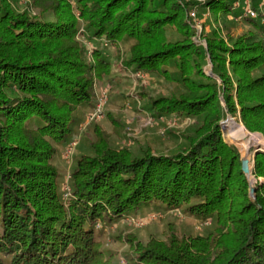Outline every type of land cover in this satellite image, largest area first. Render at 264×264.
I'll list each match as a JSON object with an SVG mask.
<instances>
[{
  "label": "trees",
  "instance_id": "obj_1",
  "mask_svg": "<svg viewBox=\"0 0 264 264\" xmlns=\"http://www.w3.org/2000/svg\"><path fill=\"white\" fill-rule=\"evenodd\" d=\"M76 3L75 12L56 0L32 14L0 0V264H112L105 229L150 207L180 209L213 228L195 237L173 231L166 241L119 234L133 264H264V183L253 196L241 150L222 128L239 117L264 135V0H249L253 16L239 0ZM198 9L241 17L250 30L226 38L203 30L206 45L198 44ZM124 41L132 42L127 57ZM108 44L124 69L183 89L151 99L154 116L198 122L176 150L141 156L98 131L93 154L77 158L68 194L54 161L95 108L97 85L114 83ZM254 173L264 178L263 150Z\"/></svg>",
  "mask_w": 264,
  "mask_h": 264
},
{
  "label": "rangeland",
  "instance_id": "obj_2",
  "mask_svg": "<svg viewBox=\"0 0 264 264\" xmlns=\"http://www.w3.org/2000/svg\"><path fill=\"white\" fill-rule=\"evenodd\" d=\"M17 11H28L32 14H40L45 5L55 3L56 0H42V7L36 4L35 0H11ZM205 1V0H197ZM73 11H76V0H68ZM244 5V10L251 9L249 0H239L237 7ZM262 7V8H261ZM260 8L264 11V6ZM44 17L52 20V11H44ZM197 18L196 27L198 36L195 38L198 44L206 45L205 41L200 40V35L204 31L207 33L212 30H220L223 36H239L250 30V26L241 18L232 15L220 14L218 17L209 11L201 9L195 10ZM83 29V27H81ZM82 36V35H81ZM77 39L82 45L89 48L91 45L86 36H78ZM105 43V41H102ZM131 41H124L121 45V54L127 57ZM106 53L110 56L114 66V83L97 85L96 91L109 88L108 101L104 106L103 116L92 122H86L84 118L78 135L77 146L69 159L61 156L62 149L54 161L60 173L61 188L66 191L70 174L76 164L77 158L85 153L93 154L92 143L97 140V132L101 131L108 138L113 148L128 147L136 156H141L144 151L152 150L155 153H169L177 149L178 144L183 141V134L193 135L197 120L192 117H179L177 115H167L156 117L150 110L151 99L170 97L172 94L179 93L183 89L176 83L166 80L164 77L155 74H146L126 70L121 66L118 52L111 44L103 46ZM89 60V59H88ZM210 63L206 67L207 73L211 70ZM97 101V100H96ZM224 103V102H223ZM242 128L248 138H254V142L244 139H236L228 133L227 124L233 121ZM222 123L226 128L224 137L230 144H236L242 153L244 167L249 168L247 174L252 186L264 183V178L257 177L254 173V157L259 150L264 151V135L260 132L247 130L239 117L228 116ZM250 136V137H249ZM259 137V138H258ZM261 141V142H260ZM62 150V151H61ZM154 212L157 217L138 226L128 218L122 219L114 226L105 229L102 237V249L107 257L112 256V264H133L129 257L133 256L129 244L123 239H119V234L134 236L138 240L148 242L151 238L166 241L175 231L179 235L198 236L206 234L212 225L209 222L186 215L183 210H166L156 208H145L141 215ZM132 217L136 215H131Z\"/></svg>",
  "mask_w": 264,
  "mask_h": 264
},
{
  "label": "built area",
  "instance_id": "obj_3",
  "mask_svg": "<svg viewBox=\"0 0 264 264\" xmlns=\"http://www.w3.org/2000/svg\"><path fill=\"white\" fill-rule=\"evenodd\" d=\"M238 4V3H237ZM247 14L250 15H254V12L252 11V9H248ZM193 16H195V12L192 13ZM81 31H83V29H81ZM90 42V41H89ZM90 47L88 48V52H89V56H91V51H92V43H90ZM105 45H107V43L105 42ZM108 92H109V88H104L99 92H96L97 98H96V106L95 108L87 115L86 118V122H92L94 120H98L103 116V111H104V106L106 105L107 101H108ZM78 141L77 140H73L71 141L68 145H66V147H64L61 156L64 159H69L71 157V155L73 154L74 150L76 149ZM66 191L69 194L70 188L68 186H66ZM157 217V214L154 212L148 213L145 216H129L128 220L132 221L133 223H135L138 226H144L145 223L151 219H154ZM98 227H100V225H98Z\"/></svg>",
  "mask_w": 264,
  "mask_h": 264
},
{
  "label": "bare ground",
  "instance_id": "obj_4",
  "mask_svg": "<svg viewBox=\"0 0 264 264\" xmlns=\"http://www.w3.org/2000/svg\"><path fill=\"white\" fill-rule=\"evenodd\" d=\"M227 130H228V133L233 136L234 138L236 139H244V140H247L249 142H254V138L255 137H252V138H248V134L246 135L243 131H242V128L237 125L234 120L233 121H229L228 124H227ZM250 137V136H249ZM261 142V141H260ZM264 143V142H263Z\"/></svg>",
  "mask_w": 264,
  "mask_h": 264
},
{
  "label": "water",
  "instance_id": "obj_5",
  "mask_svg": "<svg viewBox=\"0 0 264 264\" xmlns=\"http://www.w3.org/2000/svg\"><path fill=\"white\" fill-rule=\"evenodd\" d=\"M210 66H211V68H212V64H211V63H210ZM211 70H212V69H211ZM208 74L211 75L212 72L210 71ZM222 128H223V131H224V134H225V133H226V128H225V126H224V123H222ZM259 151H261V150H259ZM245 171L248 173V172H249V168H246V167H245ZM255 193H256V187L252 186L251 194H252L253 196H255Z\"/></svg>",
  "mask_w": 264,
  "mask_h": 264
}]
</instances>
